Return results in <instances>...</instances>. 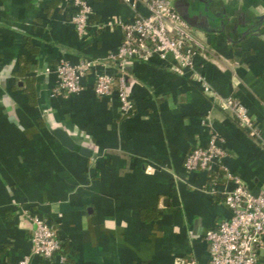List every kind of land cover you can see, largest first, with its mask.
<instances>
[{
	"label": "crops",
	"instance_id": "crops-1",
	"mask_svg": "<svg viewBox=\"0 0 264 264\" xmlns=\"http://www.w3.org/2000/svg\"><path fill=\"white\" fill-rule=\"evenodd\" d=\"M88 2L93 14L81 38L69 23L70 0H0V264L32 255L26 210L55 227L63 264H209L204 237L231 214L208 192L212 175L188 172L185 162L217 132L228 172L264 192V0H171L205 49L196 64L208 92L189 71L173 73L172 58H156L127 67L132 116L122 115L117 93L98 97L93 77L81 94L51 98L54 116L91 148L84 156L37 119L39 101L58 83L46 68L103 60L122 44L117 23L131 18L130 7ZM22 59L29 69L22 82H36V108L14 90ZM230 99L249 112L253 131L221 107ZM233 189L222 183L216 192ZM31 264L62 263L32 255Z\"/></svg>",
	"mask_w": 264,
	"mask_h": 264
},
{
	"label": "built area",
	"instance_id": "built-area-1",
	"mask_svg": "<svg viewBox=\"0 0 264 264\" xmlns=\"http://www.w3.org/2000/svg\"><path fill=\"white\" fill-rule=\"evenodd\" d=\"M116 1L131 9V18L117 23L123 33L120 48L103 60H82L78 64L62 62L55 69L46 68L44 75L50 77L55 74L58 80L51 90L52 98L81 94L85 90L86 79L93 77L95 94L101 98H111L117 93L122 115L132 116L134 104L126 91L127 67L133 62L148 63L156 58L162 61L172 58L175 64L170 70L173 73L183 75L189 71L205 91L210 90L196 64L197 57L205 49L171 0ZM70 4L74 12L69 23L79 37L85 38L93 9L88 0H70ZM221 107L237 117L243 128L254 130L249 112L236 100H223ZM224 145L225 140L213 132L208 145L194 149L185 162L188 172H207L212 175L208 190L211 195L217 194V187L222 183L234 184V189L224 194L226 199L223 202L231 214L230 219L221 222L204 237L209 248V264H259L260 253L264 248V192L253 193L246 183L228 172L224 165L227 158ZM216 168L223 174L225 172V175L220 176ZM24 216L34 227L31 237L33 257L48 261L58 257L62 264L65 263L66 256L62 255L63 247L53 225L27 210ZM32 255L18 264H31Z\"/></svg>",
	"mask_w": 264,
	"mask_h": 264
},
{
	"label": "water",
	"instance_id": "water-1",
	"mask_svg": "<svg viewBox=\"0 0 264 264\" xmlns=\"http://www.w3.org/2000/svg\"><path fill=\"white\" fill-rule=\"evenodd\" d=\"M180 16L189 25L191 20L186 16L184 17V15L182 16L180 14ZM206 19L208 20V23H214L215 24L217 21V19L210 18L209 15L206 16ZM189 26H191V25H189ZM220 32L223 33L222 30ZM51 98H52L51 91L50 92L47 91L46 94L44 95L45 104H43L42 101H39V107H41L42 119L45 121L46 126H47L50 134L56 140H58L64 148L71 150V151H74V152H80L84 156H91V154H92L91 148H89L88 146L80 147L78 145L79 144L78 143L79 138L82 137L80 132H78L74 126H71L67 122L59 121L54 116L53 108L51 107V104L48 103V101L51 100ZM89 141H90V139H88V142Z\"/></svg>",
	"mask_w": 264,
	"mask_h": 264
},
{
	"label": "trees",
	"instance_id": "trees-1",
	"mask_svg": "<svg viewBox=\"0 0 264 264\" xmlns=\"http://www.w3.org/2000/svg\"><path fill=\"white\" fill-rule=\"evenodd\" d=\"M29 69H28V63L22 59L21 65L19 66L18 71L15 73V78L16 81L14 83V90H18V91H22L23 94L25 95V98L28 102V105L31 108H36L38 106V102H37V94H36V82L34 79H26L22 82L21 78L25 76L26 73H28ZM38 123L42 126L45 127V122L38 118L37 119ZM208 190H210V188H208ZM214 198L216 200H218V202H224L226 197L225 196H221L218 194L213 195ZM55 228V227H54ZM62 244V242H61ZM63 247V252L62 255L67 257L66 254V247L62 244ZM2 252H0V259H2Z\"/></svg>",
	"mask_w": 264,
	"mask_h": 264
},
{
	"label": "flooded vegetation",
	"instance_id": "flooded-vegetation-1",
	"mask_svg": "<svg viewBox=\"0 0 264 264\" xmlns=\"http://www.w3.org/2000/svg\"><path fill=\"white\" fill-rule=\"evenodd\" d=\"M220 21V20H219Z\"/></svg>",
	"mask_w": 264,
	"mask_h": 264
}]
</instances>
